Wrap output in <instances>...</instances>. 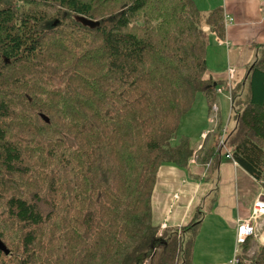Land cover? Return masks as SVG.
I'll return each instance as SVG.
<instances>
[{"label":"trees","instance_id":"trees-1","mask_svg":"<svg viewBox=\"0 0 264 264\" xmlns=\"http://www.w3.org/2000/svg\"><path fill=\"white\" fill-rule=\"evenodd\" d=\"M223 21L195 0H0V264H192L199 223L160 235L152 196L194 155L172 141L197 95L215 104L202 28ZM245 82L225 151L264 187V48ZM250 239L237 264H264Z\"/></svg>","mask_w":264,"mask_h":264},{"label":"crops","instance_id":"crops-1","mask_svg":"<svg viewBox=\"0 0 264 264\" xmlns=\"http://www.w3.org/2000/svg\"><path fill=\"white\" fill-rule=\"evenodd\" d=\"M195 2L203 12L221 8L224 16L234 20L224 24L223 37L204 26L210 30L206 79L229 92L231 83L234 90L245 87L248 71L264 48V0ZM216 94L224 96L225 92ZM221 103L216 96L213 107H224ZM232 104L231 100L230 122ZM219 136L212 138L214 142H202L201 137L198 143L191 141L194 155L189 165L182 168L163 164L153 190L152 223L160 228V235L199 223L197 228L179 235L185 242H192V264H232L242 250L237 244L238 223L249 218L255 201L264 197L262 183L228 157L226 149H218ZM250 242L253 249L264 247V224Z\"/></svg>","mask_w":264,"mask_h":264},{"label":"rangeland","instance_id":"rangeland-1","mask_svg":"<svg viewBox=\"0 0 264 264\" xmlns=\"http://www.w3.org/2000/svg\"><path fill=\"white\" fill-rule=\"evenodd\" d=\"M220 88L224 90L225 95L216 96L220 101L222 100L225 106L222 107L218 105V107H213V109L211 108L212 110L209 111L206 99L203 94L200 93L191 111H189L181 121L179 130L172 141L174 146L178 145L183 138H189L191 141L198 143V139L201 137L202 142L208 139L212 142L215 136H219L225 130H231L234 125V120L230 122L231 95L227 89L223 87ZM219 147H221V145H219ZM259 249L260 247L253 249L251 244V248L247 253L248 257H252Z\"/></svg>","mask_w":264,"mask_h":264},{"label":"built area","instance_id":"built-area-1","mask_svg":"<svg viewBox=\"0 0 264 264\" xmlns=\"http://www.w3.org/2000/svg\"><path fill=\"white\" fill-rule=\"evenodd\" d=\"M233 21L234 20L232 18H229L226 15L224 16L225 26L232 24ZM203 29L205 32H210V30L206 27H203ZM217 40L220 43H223L222 38H217ZM230 79L232 81V75L230 76ZM233 90H234V86L231 83L230 84L231 100H232ZM223 91L224 90L221 88L217 89V92L219 94L223 93ZM212 109H213V107H212ZM227 132H228V130L223 131L222 134L219 136V139H218V144L221 145V147L223 149H226L225 136L227 135ZM227 156L232 158V156L229 153L227 154ZM262 224H264V197L263 196H261L260 198H258L255 201L251 216L247 219L241 220L238 223L237 244L239 246H242L243 244H245L247 242V240L249 238L257 237L258 232H259V228L262 226ZM238 252L239 251L237 250V253ZM231 263L232 264L238 263L237 256L235 257V259Z\"/></svg>","mask_w":264,"mask_h":264},{"label":"water","instance_id":"water-1","mask_svg":"<svg viewBox=\"0 0 264 264\" xmlns=\"http://www.w3.org/2000/svg\"><path fill=\"white\" fill-rule=\"evenodd\" d=\"M43 116V115H42ZM43 118L48 122L49 120L45 117V116H43ZM154 247V246H153Z\"/></svg>","mask_w":264,"mask_h":264}]
</instances>
